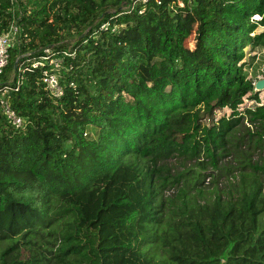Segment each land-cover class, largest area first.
<instances>
[{
  "label": "trees",
  "instance_id": "obj_1",
  "mask_svg": "<svg viewBox=\"0 0 264 264\" xmlns=\"http://www.w3.org/2000/svg\"><path fill=\"white\" fill-rule=\"evenodd\" d=\"M12 25L0 88L20 77L26 122L0 111V264H264V102L244 70L264 0H0ZM47 46L74 52L60 96L23 57ZM233 153L237 181L209 200L211 173L169 161L220 171Z\"/></svg>",
  "mask_w": 264,
  "mask_h": 264
},
{
  "label": "rangeland",
  "instance_id": "obj_2",
  "mask_svg": "<svg viewBox=\"0 0 264 264\" xmlns=\"http://www.w3.org/2000/svg\"><path fill=\"white\" fill-rule=\"evenodd\" d=\"M18 28V27H17ZM18 32L19 30L17 29L16 32H12L10 33V42L12 44H15L16 42L19 41V39L17 38L18 36ZM67 33L72 32L67 30ZM190 47H192V40H190ZM244 61L246 62V65L244 67V70L247 74V77L252 79L254 87H255V83L259 80L264 79V48L263 49H252L251 47H246L245 49V58ZM61 73V72H60ZM255 90V89H254ZM259 93V97L261 99L262 102H264V88L257 90ZM256 91V92H257ZM243 104L246 106H251L253 107L256 103L254 100L245 98L243 99ZM242 104H240L239 108L241 107ZM243 105V106H244ZM231 114V110L228 107H224L221 110H217L216 115H226L229 116ZM205 122H209V120H206ZM203 124V121H202ZM247 125L249 123H246ZM202 125H200V127H198V129H196V132L198 134V136L202 135V131H201ZM241 131H244L243 127L241 128ZM90 135V132H88V136ZM244 150H247V152L252 153V157L253 159H257L259 156V152L258 150H254L252 148H249L245 145H243L241 147ZM238 156L237 154L233 153L231 155H228L226 157H224L221 160V170H213L212 168H208L206 170H201L199 168V166L196 165V163L194 161H182V160H177L176 158H171L169 161L172 163V165L174 166V170H181L184 169L185 167L191 168L192 171H196L198 172H202V173H211L212 176H207L204 179V182L202 184V188L204 191V198L205 199H212L215 195V193L218 191L217 187L219 188H225L226 186L229 185V180L232 182L237 181L238 179V171H235L234 174L229 175L228 177H226L224 175L225 173V167L227 165H236L238 162ZM214 175V176H213ZM214 180H216V182H214ZM176 190L172 189V190H168L166 192L167 195H173L175 194ZM193 193H196V190L192 191ZM264 218V214H262L260 216V221L262 222ZM264 222V221H263ZM158 255H163V253L161 251L157 252Z\"/></svg>",
  "mask_w": 264,
  "mask_h": 264
},
{
  "label": "built area",
  "instance_id": "obj_3",
  "mask_svg": "<svg viewBox=\"0 0 264 264\" xmlns=\"http://www.w3.org/2000/svg\"><path fill=\"white\" fill-rule=\"evenodd\" d=\"M157 1L160 3L161 0ZM179 3L182 4L181 2ZM253 17L255 19H261L259 14H255ZM105 25L107 24H104L103 26ZM17 29L18 28L16 25H12L8 31L0 33V75L9 61V49L12 45L9 37L10 33L16 32ZM30 54L31 52L24 53L23 57H28L27 61H29L31 66L34 68L44 67V72L41 79L45 85V88L48 89L54 96H60L63 92L62 87L59 84L61 75L60 72L64 67V60L67 57H72L74 52H72L71 49H59L55 48L54 46H47L41 51V53H39V55L35 57H29ZM20 70H23V67H21ZM11 81L12 79L7 83V85H4L2 88H0V111L14 127L18 128L24 126L26 120L13 108L11 102L9 101L8 93L10 89L19 88L21 79L19 77L16 80V85H14L15 87L11 86ZM255 103L257 104V102ZM218 116L219 115H215V119H217Z\"/></svg>",
  "mask_w": 264,
  "mask_h": 264
},
{
  "label": "water",
  "instance_id": "obj_4",
  "mask_svg": "<svg viewBox=\"0 0 264 264\" xmlns=\"http://www.w3.org/2000/svg\"><path fill=\"white\" fill-rule=\"evenodd\" d=\"M264 88V79L259 80L255 83V91Z\"/></svg>",
  "mask_w": 264,
  "mask_h": 264
}]
</instances>
